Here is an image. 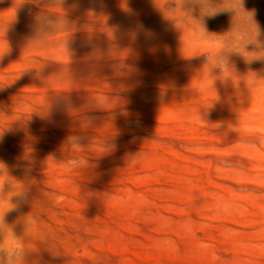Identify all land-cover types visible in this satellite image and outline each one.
I'll return each instance as SVG.
<instances>
[{"label":"rangeland","instance_id":"rangeland-1","mask_svg":"<svg viewBox=\"0 0 264 264\" xmlns=\"http://www.w3.org/2000/svg\"><path fill=\"white\" fill-rule=\"evenodd\" d=\"M255 21L264 0H0V211L27 191L29 264H264V126L230 123L235 83L264 85L236 54H264Z\"/></svg>","mask_w":264,"mask_h":264},{"label":"clouds","instance_id":"clouds-1","mask_svg":"<svg viewBox=\"0 0 264 264\" xmlns=\"http://www.w3.org/2000/svg\"><path fill=\"white\" fill-rule=\"evenodd\" d=\"M24 2H25V0H23V3ZM241 2L243 4V0H241ZM252 16H253V13H252ZM253 19H254V16H253ZM249 46H251V47H249ZM247 47L249 49H253V48H257V47L264 48V33H261L260 26L256 21H255L254 37L252 40H250L248 42ZM236 54H238L239 58H241L243 63L245 64L244 72L245 71H252L254 73L264 74V54H262L260 56H256L248 62H246L245 58L241 54H239V53H236ZM228 59H229V57H228ZM253 63L261 64V68L260 69H253L251 67V65ZM232 65L235 68L234 64H232ZM217 82H219L221 85H229V80H227V79H220L218 77L215 81V84H217ZM230 85L232 87L231 82H230ZM217 95H218V99L216 101H219L220 96L218 94V91H217ZM217 122H220V121H217ZM221 123H223V122H221ZM14 196H19L22 200H26L27 199V191H21ZM14 196H12V197H14ZM12 197L10 198L11 206L0 211V264H29L27 256H28L30 249H28L24 246V241L27 239V236L25 235L26 231H27V227L29 225L33 224L35 221L30 216V212L23 214V215H20V216H18L17 221L14 223L21 224L23 226V232H22V234L18 235L14 231L13 226L6 222V215L9 214L10 212L18 210V205L11 202ZM3 225H7L9 227L10 231L13 234V237L17 240V242L15 244L9 243L7 241V239L5 238L6 234L4 232Z\"/></svg>","mask_w":264,"mask_h":264},{"label":"bare ground","instance_id":"bare-ground-1","mask_svg":"<svg viewBox=\"0 0 264 264\" xmlns=\"http://www.w3.org/2000/svg\"><path fill=\"white\" fill-rule=\"evenodd\" d=\"M250 80L252 88H245L235 83V92L240 98V108L244 115L240 118L231 119L230 123H244L256 120L264 126V85ZM252 153L258 154L260 151L252 150ZM216 215H228L230 208V198L228 195H217L209 205ZM5 234L7 233L4 230Z\"/></svg>","mask_w":264,"mask_h":264}]
</instances>
